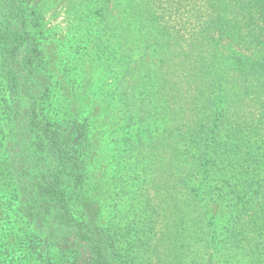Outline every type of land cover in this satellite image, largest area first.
<instances>
[{
    "label": "trees",
    "instance_id": "1",
    "mask_svg": "<svg viewBox=\"0 0 264 264\" xmlns=\"http://www.w3.org/2000/svg\"><path fill=\"white\" fill-rule=\"evenodd\" d=\"M155 9L160 7L152 5L151 20L134 7L121 10L127 19L120 23V49L113 51L120 73L130 69L126 56L134 52L135 73L141 77L136 89H143V100L177 98L180 112L183 103L193 104L180 120L171 110L161 119L173 118L188 129L193 153L187 157L195 170H202L197 188L225 207L224 239L239 243L249 233L264 249V0H194L181 7L177 22ZM40 16L29 0H0V126L5 139L0 175L7 173L18 188L9 199L17 214L9 215L6 208L2 220L15 217L35 224L29 231L39 239L36 245L20 236L12 241L28 245L23 256L45 254L58 264H117L109 251L113 236L96 228L84 204L88 148L73 131L83 128L84 142L87 128L78 117L64 126L50 118L53 75L42 49ZM128 39L135 41L130 49ZM68 63L60 71L71 84ZM64 104L73 109L70 102ZM4 244L1 256L15 257Z\"/></svg>",
    "mask_w": 264,
    "mask_h": 264
},
{
    "label": "rangeland",
    "instance_id": "2",
    "mask_svg": "<svg viewBox=\"0 0 264 264\" xmlns=\"http://www.w3.org/2000/svg\"><path fill=\"white\" fill-rule=\"evenodd\" d=\"M29 2L41 14L42 49L53 75L50 118L64 126L78 117L87 128L84 142V129L75 126L73 131L75 140L88 148L84 204L93 223L96 218V228L113 236L109 251L116 254L117 264H264L262 241L245 233L241 242L229 244L221 220L224 204L210 202L197 188L202 170H195L187 157L193 153V139L175 121L193 104L183 103L180 112L177 98L168 103L143 100V89H136L141 79L134 68L137 54L126 56L130 69L121 74L119 58L113 53L120 49V23L127 19L121 10L134 7L143 19L151 20L154 5L164 18L171 15L177 22L181 7L194 0ZM133 43L128 39L127 48ZM66 59L71 84L61 76ZM65 100L73 109L67 108ZM168 110L175 119L165 122L161 117ZM2 131L0 126V145L5 140ZM13 189L16 194L10 176L0 175V264H58V259L45 254L23 256L28 245L12 243L15 236L33 245L39 241L29 231L35 224L15 217L6 223L2 220L6 208L9 215L17 214L14 201H9ZM3 242L15 257L1 256L7 247Z\"/></svg>",
    "mask_w": 264,
    "mask_h": 264
}]
</instances>
